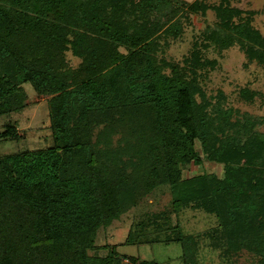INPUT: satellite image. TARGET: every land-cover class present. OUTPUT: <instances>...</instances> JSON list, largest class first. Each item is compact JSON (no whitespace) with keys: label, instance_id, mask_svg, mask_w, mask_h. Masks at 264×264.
<instances>
[{"label":"trees","instance_id":"trees-1","mask_svg":"<svg viewBox=\"0 0 264 264\" xmlns=\"http://www.w3.org/2000/svg\"><path fill=\"white\" fill-rule=\"evenodd\" d=\"M232 1L0 0V116L26 106L30 83L48 96L53 142L0 155V264H159L116 247L174 242L183 264H198L203 239L230 264L244 252L264 264L262 121L202 84L218 64L210 48L237 45L264 68V35L252 23L258 11ZM193 16L204 26L189 51L166 57ZM238 93L264 105L256 90ZM4 127L0 141L21 138L15 123ZM204 159L221 173L183 176ZM161 186L168 208L142 213L124 241L105 245L107 254L89 253L100 229ZM186 207L216 225L183 233L171 215Z\"/></svg>","mask_w":264,"mask_h":264},{"label":"rangeland","instance_id":"rangeland-1","mask_svg":"<svg viewBox=\"0 0 264 264\" xmlns=\"http://www.w3.org/2000/svg\"><path fill=\"white\" fill-rule=\"evenodd\" d=\"M192 1V0H188ZM208 3H217L218 0H206ZM233 5L242 9L257 10L253 18V25L264 35V0H233ZM208 22L214 21V13L208 11L205 16ZM192 26L184 29L182 37L171 42L166 51V57L181 60L189 51L191 40L194 35L204 26V18L192 17ZM207 56L215 58L218 62L216 68L208 71L203 81V87L208 95H215L218 91L226 97L228 105L239 109L240 112H248L261 119L262 123L257 126L258 130H264V105L259 96L252 101H244L239 97V90L247 87L264 94V68L255 61H248L244 53L237 45L223 49L221 52L210 48ZM67 63L76 66L79 58L70 52L66 53ZM27 94L26 106L19 112H13L0 116V132L7 123H15L21 138L5 139L0 141V155L35 150L49 147L53 144L48 120V96L38 95L30 83L23 85ZM199 150V148H197ZM203 154V152H202ZM183 176L188 177L199 174L202 171L221 173V166L204 159L200 166L187 164L183 167ZM170 205V193L168 186H161L153 190L149 195L142 198L136 207L124 213L116 222L106 229H100L96 239L97 247L90 254L105 255L108 250L105 245L119 244L127 236L131 224L144 212L160 211ZM178 220L183 233H201L216 225L213 215L201 210L183 208L178 216L171 215V223ZM207 239L201 240L197 253L198 264H230L222 258L218 249H212L207 244ZM116 250L120 254L140 256L142 259L155 260L159 264H183L180 258L182 248L179 243H154L142 245H118ZM252 255L244 252L235 264H254ZM122 264H133L123 260ZM232 264V263H231Z\"/></svg>","mask_w":264,"mask_h":264}]
</instances>
